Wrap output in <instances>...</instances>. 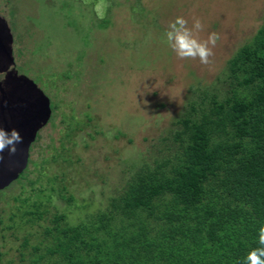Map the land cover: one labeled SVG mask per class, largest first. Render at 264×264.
<instances>
[{"label":"rangeland","instance_id":"obj_1","mask_svg":"<svg viewBox=\"0 0 264 264\" xmlns=\"http://www.w3.org/2000/svg\"><path fill=\"white\" fill-rule=\"evenodd\" d=\"M0 2L16 39L17 67L51 100L52 117L32 159L43 163L42 183L51 178L66 196L55 195L50 211L65 212L73 224L106 207L140 167L173 152L176 121L194 88L223 87L228 60L264 24V0ZM181 15L189 26L193 17L201 20V39L219 34L209 64L181 60L168 46L167 26ZM16 181L0 195L3 264H28L42 230H4L17 204Z\"/></svg>","mask_w":264,"mask_h":264},{"label":"trees","instance_id":"obj_2","mask_svg":"<svg viewBox=\"0 0 264 264\" xmlns=\"http://www.w3.org/2000/svg\"><path fill=\"white\" fill-rule=\"evenodd\" d=\"M219 80L223 87L194 88L173 152L78 223L50 211L62 190L42 183L31 154L4 227H42L28 264H244L264 224V24Z\"/></svg>","mask_w":264,"mask_h":264},{"label":"water","instance_id":"obj_3","mask_svg":"<svg viewBox=\"0 0 264 264\" xmlns=\"http://www.w3.org/2000/svg\"><path fill=\"white\" fill-rule=\"evenodd\" d=\"M0 127L17 129L23 141L17 152L6 149L0 161V191L18 180L30 159V147L52 115L51 100L36 82L15 68L14 35L6 17L0 14Z\"/></svg>","mask_w":264,"mask_h":264},{"label":"clouds","instance_id":"obj_4","mask_svg":"<svg viewBox=\"0 0 264 264\" xmlns=\"http://www.w3.org/2000/svg\"><path fill=\"white\" fill-rule=\"evenodd\" d=\"M203 30V24L199 18L193 17L192 24L184 16H177L170 21L165 32L168 46L181 60L199 59L201 64L210 63L213 56V48L220 36L216 32L210 33L206 39L198 35ZM23 141V137L15 128L10 131L0 127V161L2 153L7 149L10 154L17 152V145ZM258 246L252 248L244 258V264H264V224L258 229Z\"/></svg>","mask_w":264,"mask_h":264},{"label":"flooded vegetation","instance_id":"obj_5","mask_svg":"<svg viewBox=\"0 0 264 264\" xmlns=\"http://www.w3.org/2000/svg\"><path fill=\"white\" fill-rule=\"evenodd\" d=\"M1 1V0H0ZM1 3V2H0ZM0 14L1 15H3V11H2V6H0ZM5 15V14H4ZM3 15V16H4ZM5 17V16H4ZM7 19V18H6ZM14 35V34H13ZM15 36H14V43H15ZM14 55H15V68L18 70V73L19 74H24V75H26L27 77H29V75L27 74V73H25V72H22L17 66V62H16V58H17V54H16V50H14ZM6 74H8V72H0V81H2V80H4L5 79V77H6ZM30 79H32L31 77H29ZM33 80V79H32ZM51 117H52V115H51ZM51 119V118H50ZM49 122H50V120H49ZM40 132V131H39ZM39 132H38V134H37V137H38V135H39ZM36 140H37V138H36ZM36 142V141H35ZM35 142L34 143H32V145H31V147H30V156H31V154H32V152H33V150H34V147H33V144H35Z\"/></svg>","mask_w":264,"mask_h":264}]
</instances>
